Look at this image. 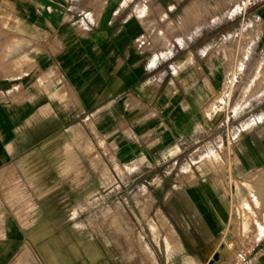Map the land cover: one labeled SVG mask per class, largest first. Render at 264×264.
I'll return each mask as SVG.
<instances>
[{"label":"crops","instance_id":"0c3cea01","mask_svg":"<svg viewBox=\"0 0 264 264\" xmlns=\"http://www.w3.org/2000/svg\"><path fill=\"white\" fill-rule=\"evenodd\" d=\"M219 1L231 6L0 0V264H102L99 225L90 231L74 209L80 192L101 189L102 160L177 165L190 144L222 125L220 117L229 119L244 80L264 78V0L239 12L241 26H207L186 48L160 41L174 16ZM246 22L257 32L247 57L239 33ZM255 116L235 145L232 173L253 176L254 212L264 208V109ZM236 185L210 181L179 195L194 208L189 222L203 224L197 244L205 253H214L232 205H246ZM257 245L252 264H264V233Z\"/></svg>","mask_w":264,"mask_h":264},{"label":"rangeland","instance_id":"374dc122","mask_svg":"<svg viewBox=\"0 0 264 264\" xmlns=\"http://www.w3.org/2000/svg\"><path fill=\"white\" fill-rule=\"evenodd\" d=\"M230 2L229 8L219 1L213 7L198 5L195 14L174 16V24L169 20L160 28V41L165 45L177 41L186 48V40L203 34L207 26H241L243 16L239 12L253 1ZM251 26L246 22L244 30L239 31L245 57L253 54L249 45L257 35ZM246 69L250 70L246 74L252 75L254 65L248 64ZM262 71L264 75V68ZM241 87L244 93H235L228 107L229 119L220 117L218 124L223 121L222 125L190 144L191 149L184 151L177 165L164 160L159 164L122 166L115 159L102 160L101 189L80 192L76 203L81 205L74 208L84 215V225L90 231L99 225L102 264H234L241 252L250 253L252 259L253 249L264 233V208L256 206L254 212L249 205L253 199L258 204L252 190L253 176L236 180L232 173L237 165L235 145L253 129L252 119L264 109V95L257 94L264 91V78L255 83L247 78ZM222 103L223 98H219L213 109H221L218 105ZM210 181L228 188L243 186L238 197L246 205H232L230 220L214 245V253H205V248L198 245L202 240L197 239L204 232L203 224L189 222L194 208L187 202L180 203L179 195L185 194L182 190L186 187ZM227 193L235 198L231 190ZM254 225H258L259 232Z\"/></svg>","mask_w":264,"mask_h":264},{"label":"built area","instance_id":"2783aa9c","mask_svg":"<svg viewBox=\"0 0 264 264\" xmlns=\"http://www.w3.org/2000/svg\"><path fill=\"white\" fill-rule=\"evenodd\" d=\"M257 247L258 245L254 247L253 251H255ZM234 264H252L250 253L244 254V252H241Z\"/></svg>","mask_w":264,"mask_h":264},{"label":"bare ground","instance_id":"6f19581e","mask_svg":"<svg viewBox=\"0 0 264 264\" xmlns=\"http://www.w3.org/2000/svg\"><path fill=\"white\" fill-rule=\"evenodd\" d=\"M256 222H257V221H256ZM258 223H259V222H258ZM258 223H257V224H258ZM261 227H262V226H261ZM254 228L256 229L257 232L260 231V228L258 227V225H254ZM262 230H263V229H262ZM262 234H263V233H262ZM262 234H261V236H262Z\"/></svg>","mask_w":264,"mask_h":264}]
</instances>
